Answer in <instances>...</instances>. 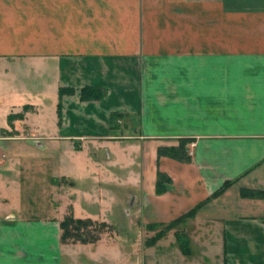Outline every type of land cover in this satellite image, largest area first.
<instances>
[{"label": "crops", "instance_id": "0c3cea01", "mask_svg": "<svg viewBox=\"0 0 264 264\" xmlns=\"http://www.w3.org/2000/svg\"><path fill=\"white\" fill-rule=\"evenodd\" d=\"M180 139L189 162L158 156ZM128 203L141 241L182 218L154 264L194 256L180 233L195 264H264V0H0V264H146L62 242L67 215L109 228Z\"/></svg>", "mask_w": 264, "mask_h": 264}, {"label": "trees", "instance_id": "16d2710c", "mask_svg": "<svg viewBox=\"0 0 264 264\" xmlns=\"http://www.w3.org/2000/svg\"><path fill=\"white\" fill-rule=\"evenodd\" d=\"M64 90H60V95H63ZM105 97V93L99 87H84L81 90V99L84 101H92V100H100ZM124 119L125 116L119 113H113L110 117V126L113 132L121 131V125L119 121ZM190 140L188 139H180L177 146H165L160 147L158 149V156H168L173 159L189 162L191 160V156L189 154L188 145ZM172 183V180L163 172L159 171L157 174L156 180V192L158 194H162L167 191V186ZM221 191V190H219ZM246 195H254V196H262L256 191L246 190L244 191ZM192 215V212L188 214V216ZM182 218L176 220L175 222L169 224H150L147 226L149 231H156L157 233L153 236L148 243L154 245L161 237H163L167 231L177 226V224L181 223ZM97 225L98 223L92 221L91 219H76L72 215H67L63 225V237H76V240L81 242H94L98 240L97 236H94L92 232H85L93 225ZM100 228H105L107 225L105 223H99ZM178 239L181 245V249L185 254L190 253V247L188 244V239L183 236V234H178Z\"/></svg>", "mask_w": 264, "mask_h": 264}, {"label": "rangeland", "instance_id": "374dc122", "mask_svg": "<svg viewBox=\"0 0 264 264\" xmlns=\"http://www.w3.org/2000/svg\"><path fill=\"white\" fill-rule=\"evenodd\" d=\"M122 120L126 123H130L131 117L128 118H122ZM128 144V143H125ZM131 171L127 172L128 181H131V178L134 176ZM126 190L129 192L131 191L133 194L139 193V186L134 185L133 183L127 184ZM135 207V206H134ZM131 206L130 203H128L125 207V209H119L115 207V211L111 212L107 216L109 218L111 227L109 228H100L99 223L97 225H93L91 228H89L85 232H92L94 236H97L98 239L102 237V235L107 233L109 237H111L112 240H116L119 243V246L125 250H128V252H132L135 248L140 247V251L147 255V262L146 264H154V245L148 243L153 236L154 231H149L147 228L144 229L146 231V234H143L144 238L141 241L140 240V234H141V228L139 227L138 220H139V213L137 210L135 211V208ZM125 211V212H124ZM209 232V230H207ZM191 233V230L189 234ZM214 234V229H213ZM107 236V237H108ZM185 238H188L190 235H183ZM100 237V238H99ZM214 239V237L212 238ZM140 241V242H139ZM63 244L68 248L69 246H73L76 243L80 244L79 240H76V237H62ZM177 243V241H176ZM190 248L193 249L194 256L186 259H182L181 261H174V262H168L169 264H195L197 258L199 257L200 253L198 252L199 249L196 245H191V242L189 241ZM179 244H177L178 246ZM157 248V247H156ZM179 249V247H178ZM180 250V249H179ZM217 251V250H216ZM218 252V251H217ZM215 257V252H212L211 255L208 254V258L212 259ZM185 258V257H184ZM64 264H70L69 262H66ZM161 264V263H160Z\"/></svg>", "mask_w": 264, "mask_h": 264}]
</instances>
